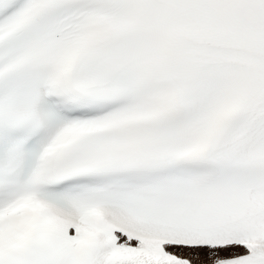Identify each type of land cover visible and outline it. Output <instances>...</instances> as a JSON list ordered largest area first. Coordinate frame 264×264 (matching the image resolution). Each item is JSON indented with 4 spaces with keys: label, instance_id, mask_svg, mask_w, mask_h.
I'll list each match as a JSON object with an SVG mask.
<instances>
[{
    "label": "snow or ice",
    "instance_id": "snow-or-ice-1",
    "mask_svg": "<svg viewBox=\"0 0 264 264\" xmlns=\"http://www.w3.org/2000/svg\"><path fill=\"white\" fill-rule=\"evenodd\" d=\"M0 264H264V0H0Z\"/></svg>",
    "mask_w": 264,
    "mask_h": 264
}]
</instances>
